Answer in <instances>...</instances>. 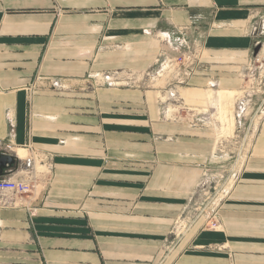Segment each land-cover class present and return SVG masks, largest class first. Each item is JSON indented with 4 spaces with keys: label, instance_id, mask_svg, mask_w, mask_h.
Instances as JSON below:
<instances>
[{
    "label": "crops",
    "instance_id": "crops-1",
    "mask_svg": "<svg viewBox=\"0 0 264 264\" xmlns=\"http://www.w3.org/2000/svg\"><path fill=\"white\" fill-rule=\"evenodd\" d=\"M262 24L264 0H0V176L33 185L0 191V264H264V114L214 228L196 199L207 88L239 86ZM178 41L200 56L173 108L148 74Z\"/></svg>",
    "mask_w": 264,
    "mask_h": 264
},
{
    "label": "rangeland",
    "instance_id": "rangeland-1",
    "mask_svg": "<svg viewBox=\"0 0 264 264\" xmlns=\"http://www.w3.org/2000/svg\"><path fill=\"white\" fill-rule=\"evenodd\" d=\"M259 47L260 49L254 48L249 55L245 67L229 77L234 79V82H238V87L233 85L231 90L226 89L227 86L214 87L213 89L218 92H213L211 87L207 88V103L213 105L211 108L203 106L207 110L197 116L207 118L211 116L210 121L216 128V152L196 190V199L208 207L207 215L212 213L211 210L217 206L236 178L264 114V40L260 42ZM166 54L174 56L171 49ZM199 54L197 47H194L185 64L193 69L198 64ZM163 59L164 56L159 59L152 72H158L154 74L155 85L163 83L162 90L165 93L169 83L176 77L179 65L171 62L161 70L160 62ZM163 95L166 100V94ZM240 99L246 102V110L239 118L236 112ZM170 101L172 102L170 106L175 108V100L170 99Z\"/></svg>",
    "mask_w": 264,
    "mask_h": 264
},
{
    "label": "built area",
    "instance_id": "built-area-1",
    "mask_svg": "<svg viewBox=\"0 0 264 264\" xmlns=\"http://www.w3.org/2000/svg\"><path fill=\"white\" fill-rule=\"evenodd\" d=\"M261 29L264 30L263 24L261 25ZM172 48L170 47L171 51L174 53V56H169L166 53L163 54L164 59L160 62V68L161 70L166 68V65L168 63L173 62L176 65H179L178 72L176 73V77L172 82L169 83V88L166 89V97L174 100L176 97V87L180 85H184L187 81V78L191 76L193 69L189 67V65H186L185 62L190 58L191 52L194 50L193 47H190L189 45H185L182 43V41H178L177 44L170 43ZM174 45V46H173ZM160 61V60H159ZM158 61V62H159ZM157 62V63H158ZM183 67V68H182ZM182 68V69H181ZM154 74H158V72L154 73V71L149 73L148 75L151 77H154ZM100 77V79L103 81V84H107L109 86L116 85V81L113 79V76L111 74H96L93 76H89V78H97ZM52 85L54 87H60L62 84L59 81H53ZM237 117L240 118V116L244 113L246 110V102H244L243 99L239 100L238 106H237ZM197 121L203 122L207 119V117H197ZM33 162L32 157H28L25 160V168L27 170V173H30L31 164ZM33 188L32 183H30L29 180L24 178H11L7 175L0 176V191H12L20 196L27 194L30 192ZM216 210L215 208L212 209V213L207 216V226L209 228H214L216 224Z\"/></svg>",
    "mask_w": 264,
    "mask_h": 264
},
{
    "label": "water",
    "instance_id": "water-1",
    "mask_svg": "<svg viewBox=\"0 0 264 264\" xmlns=\"http://www.w3.org/2000/svg\"><path fill=\"white\" fill-rule=\"evenodd\" d=\"M15 162V159L12 155L7 152H2L0 154V169H3L7 166H12Z\"/></svg>",
    "mask_w": 264,
    "mask_h": 264
}]
</instances>
